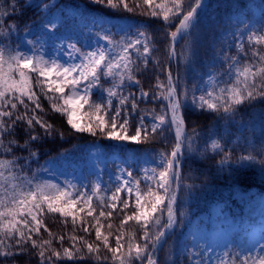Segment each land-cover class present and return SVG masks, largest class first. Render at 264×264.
Returning a JSON list of instances; mask_svg holds the SVG:
<instances>
[{
    "label": "trees",
    "instance_id": "16d2710c",
    "mask_svg": "<svg viewBox=\"0 0 264 264\" xmlns=\"http://www.w3.org/2000/svg\"><path fill=\"white\" fill-rule=\"evenodd\" d=\"M13 2L14 0H0V40L3 42L2 48L6 52L15 49L16 45H20L21 50L25 44V39L33 41L37 35H76L81 32L80 30L85 31L95 19L102 17L136 22V30L144 33V42L147 43L151 52L148 57L132 55V59H134L133 75L139 80L138 87H134V90L139 91L141 89L149 93L146 100L136 99L138 106L135 111L137 115L148 114L154 118L161 115L166 116L165 124L157 133L149 132L147 139L142 136L141 141L135 144L136 149L141 152H163L167 156L176 144V128L171 123V114L167 111L168 101L164 99L168 88V74L171 72L172 86L175 87L182 104L183 134L186 137L190 136L193 143L191 149L186 147L180 157L179 193L177 192V180H174L172 184L175 194H178V199L175 202V216L178 224L174 231L169 232L168 241L164 244L160 254L158 255V248L152 252V257L156 264H190L189 255L177 252L179 249L178 240L180 234L182 236L184 229L195 216L209 212L217 200L232 198L231 191L233 188L240 187L246 191L258 189L260 193H264V172L255 166L242 167L240 166L242 164H236L242 157L249 155L264 161V120L261 119L262 114H264V98L257 97L250 103L238 106L234 114L211 111L206 108L195 109L185 102L187 94L197 82L196 75L190 66L212 57L213 52L217 50L213 44H221L218 38L222 30L229 27L227 24L232 19V15L237 13L249 14V0H207L205 7L200 10L195 27L190 29L188 34L183 35V38L178 35L175 41L171 39L170 34L179 26V19L182 17L170 16L167 22L163 20L162 16L153 17L150 14L151 9L144 5L142 0L139 8L135 7L136 0H128L132 11H127L122 6L112 9L106 5L93 3L92 0H63L64 3L73 7L76 13L65 19L59 27V31L54 30L53 33H49V29L42 27L47 17H41V13L24 5V0L23 4L18 5L13 12L11 7ZM156 2L159 3L160 0H156ZM183 3L185 7L189 3L195 7V0H183ZM21 7L25 9L23 12H21ZM106 35L113 42H117L119 38V34L114 32L106 33ZM175 42V53L172 56L170 49L173 48ZM139 46L142 50L143 46ZM257 49L259 54L264 55V42L257 44ZM145 59L148 60L146 65ZM261 66H264V62H261ZM31 75L33 90L40 98L39 102L43 109L42 112L36 110V114L53 126L52 134L50 136L45 135L43 129L37 125L36 133L41 138L30 143L26 150H22L16 147L15 142L24 145L28 136L25 132V125L17 124L15 128L9 129L11 135L5 132L0 136V140H3V146H0V159L18 160L17 167L23 166L22 174L29 179H37L43 169L51 162L84 161L88 156V147L98 141L106 142L107 137L102 134L92 135L88 132L73 130L67 123L66 115L51 109L53 101L49 97L53 94L47 93L45 95L46 88L36 83L37 75L35 73ZM114 82H118V80L114 81L112 78L102 75L99 85L95 86L90 101L101 102L102 97L106 101L105 90L111 87ZM129 82L132 81L125 77L124 83ZM159 85H164V87L161 88ZM126 88L127 90L133 89L131 86ZM68 91L66 89V94ZM120 97L123 96L119 94V97L113 98L114 108L117 107L116 102ZM32 107L30 104V111ZM126 108L133 111L130 102L124 109ZM87 111L86 105L82 110L81 122L76 120L82 126H86L88 123L89 117L84 114ZM23 112V106L18 105V110L14 115L23 114ZM105 119L108 120L109 117L105 116ZM5 120L9 124L11 123L8 118ZM241 127H244L243 137L238 135ZM212 136H218L220 142L223 139L222 150L214 151L211 148L209 141H211ZM9 141H13V143L9 145ZM187 143L186 140L185 145ZM8 147H11L13 151L7 152L6 148ZM30 152H35L37 155L30 156ZM120 200L121 202L124 201L123 198ZM100 206L105 213L112 211V216L100 217L99 212L93 216H88L85 211L72 208V212L77 216L75 224L71 216L49 213L45 206L42 217L38 218H42L43 224L49 231L46 232L42 227L39 236L34 235L33 238L37 239L38 242L51 240V247L60 252L61 256L59 258L52 256L51 261L45 260L44 264H120L119 259L104 247L102 240H96L95 228L100 225H103L101 228L102 235L108 236L111 248L117 247L116 236L121 235L123 247L116 254L117 257L121 254H127L129 237L133 233L135 236L131 242L142 245L143 242L140 237L143 234V228L141 224L136 221H129L123 228L120 226L124 216L131 215L129 208L121 211V204L113 211L107 206L106 200L100 201ZM97 220L100 221L99 225L96 224ZM166 220L167 213L165 215ZM109 224L112 225L111 229L108 227ZM84 226H88L87 233L83 230ZM61 236L64 237L63 242L59 240ZM72 237H82L84 241L93 244L94 247L99 245V252L88 253L85 244L76 241V248L81 250L76 253L72 247L74 243ZM26 247L27 252L21 255L7 259L0 257V264H41V257L38 255L39 250L32 249L30 244ZM64 248L73 251L74 255L71 259L63 255ZM50 255L51 252L46 251L45 256ZM133 264H147V262L146 260H134Z\"/></svg>",
    "mask_w": 264,
    "mask_h": 264
},
{
    "label": "snow or ice",
    "instance_id": "6c2138e0",
    "mask_svg": "<svg viewBox=\"0 0 264 264\" xmlns=\"http://www.w3.org/2000/svg\"><path fill=\"white\" fill-rule=\"evenodd\" d=\"M93 3L106 5L112 9H116L122 6L127 11H132L129 6L128 0H92ZM144 5H147L151 9V15L153 17L162 16L164 21H169L170 16L182 17L179 19V26L175 31L171 32V39L176 40L177 36L188 34L190 29L194 28L199 19L200 10L205 7L206 0H195V7L191 3L184 6L183 0H160L159 3L156 0H142ZM23 0H14L11 7L15 12L18 5H22ZM141 6V0H136L135 7ZM27 7L33 8L36 11L48 12L50 5L45 3L44 0L35 4H29ZM25 9L21 7V12ZM59 18L52 17L47 18L42 27L45 29L59 31ZM31 31V29H29ZM143 36L144 33H140ZM64 37H58L63 39ZM249 41L252 42L255 38V43L264 42V36H256L255 33L249 35ZM104 39L108 40L109 44L112 41L107 35ZM28 44H34V41H27ZM138 45L143 46V55L148 57L151 49L146 42H142L140 39L129 41L123 44L121 52L117 58H112L103 49L97 51H89L82 57L80 64H71L64 66L57 63L56 60H48L43 56L35 57L27 55L20 50V45H16L15 49L5 51L4 48H0V136L5 132L9 135L12 133L10 128H15L17 124L25 125V132L28 136V140L24 145L16 143V147L22 150H26L30 143L38 141L41 137L36 133V126L43 129L44 134L50 136L52 134L53 126L43 120L36 114V110L43 111L39 102V97L33 90V78L32 73L37 75L36 83L46 88L45 95L52 93L53 96L49 97L53 102L51 103V109L54 112L66 115L67 123L71 128L77 132H88L92 135L102 134L110 140L115 141H136L139 142L142 135L144 139L148 138L149 131L152 134L157 133L159 129L166 122V116L161 115L155 118L151 129L143 127L141 124L135 130V135L128 136L126 134L117 133V120L121 118L122 112L130 102V106L133 110L137 108V101L134 96H124L118 99L119 107H113V98L119 97V90L124 85L125 77L136 84H139V80L133 75L131 60V51L136 49ZM69 47L75 48V45H69ZM243 46L241 45L240 48ZM79 51V49H76ZM171 53H175L174 47L170 49ZM255 55H259L261 62H264V55L254 52ZM145 65L148 60H144ZM239 61L234 57L233 64L229 66L231 71L236 69L234 76V82H230L228 86L220 89L219 95H214L213 92H208L207 97L200 96L198 99L193 97V105L197 102L199 106L203 108L205 105L212 111H219L221 108L225 113L234 114L238 106L245 105L257 99V97L264 98V66L253 67L244 66L242 69L236 68ZM56 74V78H52V74ZM112 78L114 82L111 87L106 89L107 99L104 101L103 97L101 102L90 101V93L94 86L99 85L101 76ZM169 81L167 94L164 95V99L168 101L167 111L171 114V123L176 128V144L173 150L162 158L159 163V167L162 168L157 174L156 169H151L150 173L145 172L147 180L156 181V190L151 187L147 192L142 193L139 190L140 181H136L135 191V207L136 210L131 215H125L121 221V228L128 224L129 221H136L141 224L143 228V234L140 237L143 242L134 243L133 237H129L127 254H121L116 256L121 245V235L116 236V248H111L108 242V236H103L100 225L95 228L96 240L101 241L105 248L113 253V256L119 259L120 264H133L134 260L144 261L147 264H156V261L152 257V252L158 248L163 247L168 241L169 232L174 231L178 224L177 218L173 211V205L176 202L175 190L172 187L174 180L179 176L178 168L180 166V157L183 155L184 149H191L192 138L190 136H184V120L181 115L182 104L177 94L175 87L171 83V72H169ZM43 78V79H40ZM259 78V79H258ZM86 82V83H84ZM84 84L81 90V85ZM161 88L164 85H159ZM66 89L68 93L66 94ZM142 97H147L149 93L142 92ZM27 101V102H26ZM32 105L31 111L29 105ZM18 105L23 106V114H15L18 110ZM87 105L88 111L86 114L89 117L86 126H82L78 123L74 117L78 113H81ZM105 116L109 119L106 120ZM5 118H8L11 123H7ZM261 119L264 120V114ZM128 120L124 119L123 123L119 125L121 129L126 128ZM187 140V145L185 141ZM13 141H9L11 145ZM0 146H3V140H0ZM214 148H219L218 143H213ZM7 152H12L11 147L6 148ZM30 156H36L37 153L30 152ZM241 159L251 160V155L242 157ZM264 163V161H261ZM223 163V161H221ZM18 160L0 159V257L5 259L9 257H15L27 252V245H31L32 249H38V255L41 257V264H44L45 260L51 261L52 256L59 258L61 253L51 247V240H41L38 242L33 236H39L40 230L43 227L46 232L49 230L43 224L42 214L45 210L49 213H60L63 216H71L72 221L75 224L77 220L76 214L72 212V206L76 203L75 200L68 199V193L59 189L54 184L47 182L33 183V179H29L26 175H23V166L17 167ZM120 175L116 177L117 186L115 193L110 197L113 203L108 205L113 211L121 206V211L127 209L130 206L129 200L121 202L120 194L126 191L128 196L131 197L133 188L127 179H123L124 176L131 177L132 172L126 170H119ZM96 188H100V184L96 185ZM92 197L88 196L86 203L88 204V216H93L95 209L91 207L90 201ZM103 203V202H102ZM167 210V220L162 222L161 216L163 215V209ZM80 211H84L83 208ZM160 213V215H157ZM100 217H111L112 211L105 213L101 210L99 212ZM96 224H100L97 220ZM111 229L112 225H108ZM84 232H88V226H84ZM49 235L51 233L49 232ZM264 238V237H262ZM74 243L72 247L76 253L81 250L76 248L75 242L80 241L85 244L88 253H98L99 245L93 246V244L84 241L82 237H72ZM59 240L63 242L64 237H59ZM46 251H50V256H45ZM260 251L264 252V244H260ZM134 253V256H133ZM63 255L71 259L74 255L73 251L69 248L63 249ZM197 255V253H193ZM250 257H245L240 261V264H249ZM251 264H264V255L258 257V259H252Z\"/></svg>",
    "mask_w": 264,
    "mask_h": 264
},
{
    "label": "rangeland",
    "instance_id": "374dc122",
    "mask_svg": "<svg viewBox=\"0 0 264 264\" xmlns=\"http://www.w3.org/2000/svg\"><path fill=\"white\" fill-rule=\"evenodd\" d=\"M24 2V5L27 6L38 3L40 0H24ZM44 2L50 5V10L48 12H36H40L42 17H58V27L67 18V15L75 14L74 9L64 6L63 0H44ZM248 5L250 7L249 14L237 13L232 15V19L227 24L229 27L222 30L218 38L221 44H213L217 50L213 52L212 57L190 66L197 78V82L185 98V102L190 107L210 110L206 105L201 108L198 102L193 105V97L198 99L203 95L208 99V92L219 95L220 89L228 86L230 82H234L236 69L229 70L234 57L239 61L236 68L242 69L244 66L261 67L259 55L254 56L253 54L254 52L259 53L257 49L259 43H255V38L250 42L248 37L253 33L256 36H264V0H249ZM136 29L135 21L102 17L95 19L85 31L80 30L81 32L76 35H37L33 40L35 43L31 45L27 43L28 39H25L21 51L37 58L43 56L48 60H56L57 63L64 66L80 64L85 54L99 49H103L112 58H117L123 44L136 39L144 42V37L139 35L141 32ZM111 32L118 33L119 38L117 42L112 41L109 44L104 37L106 33ZM58 37L64 38L58 39ZM69 45H75V48L69 47ZM241 45L242 48H240ZM117 46L119 47L117 48ZM2 47L3 43L0 40V48ZM137 48L139 52L136 49L130 50L132 61H134L132 59L133 54L136 57L144 56L143 49L140 50L139 45ZM52 78H56L55 73L52 74ZM128 86L133 89L127 90L126 87ZM83 87L84 84L82 83L81 90ZM134 87H138V84L134 82L124 83L119 94L123 97L134 96L138 100L148 98V96L142 97L141 95L145 91L134 90ZM94 91L95 86L91 90L90 98ZM116 106L119 107L118 102H116ZM219 112L224 111L221 108ZM82 117L83 112L78 113L74 119L81 122ZM124 119L128 120L127 125H125L126 132L125 129L119 127ZM154 119L148 114L137 115L135 110L130 111L126 108L123 110L121 118L117 120L116 131L119 134L133 136L136 128L141 124L150 130ZM243 130L244 127H241L238 132L240 137H243ZM217 137L212 136L211 141H209L214 151L222 150L223 139L220 142L219 137ZM139 142L115 141L108 138L106 142H95L88 147V157L85 161L69 163L63 160L50 163L37 179H33V183L47 182L56 185L69 194L68 199L76 201L72 208L79 210L83 208L86 213L88 211L86 201L88 196H91L90 204L95 209V214L103 210L100 201L106 200L107 206L114 202L110 197L115 193L116 177L120 175L118 169L131 171L132 176H124L123 179L129 180L133 193L129 197L127 192L123 191L120 194V199L129 200L130 206L128 208L132 214L136 210V181H140L139 190L142 193L147 192L150 187L156 190L155 179L147 180L145 172L150 173L151 169L155 168L158 174L162 170L159 163L166 156L163 152H139L135 147V144ZM214 142L218 143L220 147L214 148ZM261 161L259 158L241 159L236 164H242L240 165L242 167L255 166L264 172V163ZM98 183L100 184L99 189L96 188ZM231 192L232 198L214 202L209 212L194 218L191 224L184 229L182 236L180 234L177 252L189 255L190 264H240V261L245 257L251 258L249 261L251 264L252 259H258L259 256L264 255V252L260 251V244H264V238H262L264 237V193H259L257 189L248 192L240 187L233 188ZM166 213L167 210L164 208L161 216L162 222H165ZM193 253H197V255L194 256Z\"/></svg>",
    "mask_w": 264,
    "mask_h": 264
},
{
    "label": "bare ground",
    "instance_id": "6f19581e",
    "mask_svg": "<svg viewBox=\"0 0 264 264\" xmlns=\"http://www.w3.org/2000/svg\"><path fill=\"white\" fill-rule=\"evenodd\" d=\"M173 47H174V49H175L176 46L174 45Z\"/></svg>",
    "mask_w": 264,
    "mask_h": 264
},
{
    "label": "water",
    "instance_id": "95a60500",
    "mask_svg": "<svg viewBox=\"0 0 264 264\" xmlns=\"http://www.w3.org/2000/svg\"><path fill=\"white\" fill-rule=\"evenodd\" d=\"M207 1V0H206Z\"/></svg>",
    "mask_w": 264,
    "mask_h": 264
}]
</instances>
